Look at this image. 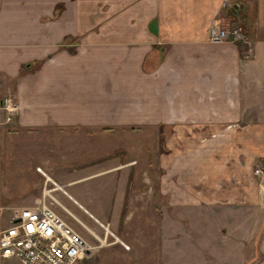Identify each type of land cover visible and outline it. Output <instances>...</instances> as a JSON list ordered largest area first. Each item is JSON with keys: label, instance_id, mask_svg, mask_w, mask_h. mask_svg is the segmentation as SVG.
<instances>
[{"label": "crops", "instance_id": "1", "mask_svg": "<svg viewBox=\"0 0 264 264\" xmlns=\"http://www.w3.org/2000/svg\"><path fill=\"white\" fill-rule=\"evenodd\" d=\"M0 95V149L96 240L76 264H186L201 209L207 264H264V0H0Z\"/></svg>", "mask_w": 264, "mask_h": 264}, {"label": "built area", "instance_id": "2", "mask_svg": "<svg viewBox=\"0 0 264 264\" xmlns=\"http://www.w3.org/2000/svg\"><path fill=\"white\" fill-rule=\"evenodd\" d=\"M208 38L212 42L245 40L240 27L218 25L210 27ZM0 110L6 113V121L9 122L18 112V104L7 96L0 101ZM254 174L261 178L262 169H255ZM91 248L80 232L45 203L17 209L10 223L0 227L2 260L16 259L21 264H76L88 255Z\"/></svg>", "mask_w": 264, "mask_h": 264}, {"label": "rangeland", "instance_id": "3", "mask_svg": "<svg viewBox=\"0 0 264 264\" xmlns=\"http://www.w3.org/2000/svg\"><path fill=\"white\" fill-rule=\"evenodd\" d=\"M9 87H11V85H9ZM1 99H3V97H1ZM4 114L6 116L5 112ZM9 141L10 146L8 151H4L5 153H3V149H0V227H4L10 223L12 215L17 209L27 206H38L40 203H45L54 209V211L59 214L68 224L75 227V229L80 232V234L86 240L89 237L94 241L95 238L93 235H91L92 233H89V231L83 229L82 225L78 224L63 208L66 204V195L60 189V187L55 186V183L52 181L54 180V177L43 171V168H40L42 158L40 153H31L29 155H25L24 157H20V153L18 152L19 150L17 151L20 138L14 137ZM21 163L30 165V169L33 170V173H31L28 177H22L20 175ZM38 169H40L41 172H45V174L41 173ZM187 211L188 212H186V214L192 213L191 210L187 209ZM200 212L201 218L199 223L189 225L186 223L188 230L193 228V232L189 234L188 237L186 236L183 242V246L186 250L184 253V260L186 264H195L197 261V264H207L206 262L208 261L207 249L209 247V219L207 210L201 209ZM80 219L85 224L90 225L87 219L83 217ZM229 222L231 223V221ZM229 226L230 224L226 225L222 221V225L219 226L220 228H217L218 248L220 246L222 249L224 248V244L221 243L222 236L224 235L223 231L225 230L227 232ZM248 227V231L250 230L252 234L257 230V224L254 217H250V221L247 223V225L243 224L241 226L243 230ZM221 229L223 231H221ZM190 247L194 250L196 249V252L191 253L192 249ZM198 251L201 254V258H198L199 254L196 255ZM9 263L21 264L16 259L10 261Z\"/></svg>", "mask_w": 264, "mask_h": 264}, {"label": "water", "instance_id": "4", "mask_svg": "<svg viewBox=\"0 0 264 264\" xmlns=\"http://www.w3.org/2000/svg\"><path fill=\"white\" fill-rule=\"evenodd\" d=\"M233 10H234V13H235V12H236V11H235V10H236L235 7L233 8Z\"/></svg>", "mask_w": 264, "mask_h": 264}]
</instances>
